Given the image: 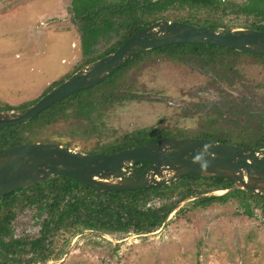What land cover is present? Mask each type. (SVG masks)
<instances>
[{"label":"rangeland","instance_id":"374dc122","mask_svg":"<svg viewBox=\"0 0 264 264\" xmlns=\"http://www.w3.org/2000/svg\"><path fill=\"white\" fill-rule=\"evenodd\" d=\"M75 1L0 0V113L8 107L23 109L84 64L82 31L74 11L80 5L76 7ZM226 1L232 2L235 11L246 2ZM166 17L181 21L174 15ZM229 20L234 21L233 27L255 21L240 13L231 14L225 21ZM117 39L112 35L95 49L103 52ZM234 68L232 77L219 78L195 61L149 55L124 79L123 93H130L133 99L99 108L88 119L69 115L50 127L32 130L35 141L30 143H57L90 154L144 129L162 130L170 138L215 141L208 137L214 129L259 126V119L249 121L235 114H244L239 108H247L254 116L264 112V57L237 56ZM9 129L0 131L1 148L14 143ZM98 153L107 154L104 150ZM210 188L201 184L193 191H214ZM180 195L156 199L151 204L155 208L174 205ZM195 202L185 205L157 236H137L132 231H98L104 236L63 232L50 240L46 263L264 264V214L253 199L243 202L232 197L206 207ZM244 205L249 206L250 213ZM15 212L19 214L12 225L14 237H39L44 217H37L35 209Z\"/></svg>","mask_w":264,"mask_h":264},{"label":"trees","instance_id":"16d2710c","mask_svg":"<svg viewBox=\"0 0 264 264\" xmlns=\"http://www.w3.org/2000/svg\"><path fill=\"white\" fill-rule=\"evenodd\" d=\"M225 1L76 0L74 5L80 6L74 10L75 18L82 31V48L86 60L67 78L53 84L44 95L82 67L114 53L136 32L161 20L172 21L168 20L166 16L174 15L182 23L213 31L246 28L264 32V0H246L245 4L242 7L239 6L236 11L231 6L232 2ZM233 13L252 16L255 21L250 25H243L244 27H233L234 21H225ZM112 35L118 38L113 45L107 47L103 52L95 49L102 41L110 40ZM149 55H163L169 59L184 62L195 61L211 70L219 78L232 77L235 71L234 60L237 56L264 57L202 44H178L138 54L99 85L54 104L26 125L8 128L14 142L11 147L35 141L32 138L37 129L50 127L69 115L88 119L96 114L99 108H108L120 104L124 100L133 99L134 97L130 93H123L124 79L131 68L140 65ZM38 100L22 108L34 105ZM5 110L14 109L8 107ZM70 111L72 113H68ZM242 113L238 112L235 115H241L248 118L249 121L257 118L260 120V125L256 127L245 125L240 130L235 127L220 131L214 129L211 131V136L208 137L219 143L248 147L255 151L264 149V112L255 116ZM32 130L35 131L31 132ZM166 134V132L157 129L139 130L124 136L118 144L100 150L110 154L128 148L150 145L167 137ZM1 149L4 148L0 147ZM100 150L90 154L98 153ZM149 165V163H141L135 165L134 170L142 172ZM187 178L186 182L180 180L177 184L139 191L99 193L73 179L57 176L27 190L23 189L21 190L22 194L14 198V213L16 215L15 211L21 212L26 208L35 209L37 217H44L40 236L36 239L27 237L17 239L13 236L12 225L0 223V264H45L51 252L50 240L63 232L82 233L86 230H93L109 234L130 233L131 231L149 233L161 227L166 217L180 201L198 194L193 191L194 187L206 184L212 190H222L234 186L233 181L224 178L206 179L198 175H191ZM181 191H186V193L180 195ZM175 194L180 195L181 199L174 205L165 204L155 208L151 204L156 199H163ZM232 197H238L243 202L247 198L253 199L264 214V198L242 191L219 198L197 200L194 205L206 207L213 202H224ZM244 207L249 212V206L244 205Z\"/></svg>","mask_w":264,"mask_h":264},{"label":"water","instance_id":"95a60500","mask_svg":"<svg viewBox=\"0 0 264 264\" xmlns=\"http://www.w3.org/2000/svg\"><path fill=\"white\" fill-rule=\"evenodd\" d=\"M178 44L212 45L264 56V32L241 28L213 31L161 20L136 32L114 53L82 67L34 105L1 112L0 131L28 124L54 104L99 85L138 54ZM239 109L244 113H254ZM141 163L150 165L142 172L135 171L133 167ZM191 175L229 179L234 186L184 198L158 230L137 233V236L161 234L170 219L190 202L219 198L238 191L264 198V149L255 151L199 138L165 137L150 145L110 154H87L51 142L26 143L0 150V199L13 191L34 187L57 176L73 179L95 192L119 193L171 185ZM86 234L104 236L92 230L78 235ZM69 254L70 251L67 256Z\"/></svg>","mask_w":264,"mask_h":264},{"label":"flooded vegetation","instance_id":"af4514ba","mask_svg":"<svg viewBox=\"0 0 264 264\" xmlns=\"http://www.w3.org/2000/svg\"><path fill=\"white\" fill-rule=\"evenodd\" d=\"M21 194H22L21 190H18L15 192L13 191L9 194L4 195L0 199V223H7L10 225L14 224V221H15L17 215L19 214V213H16V215H15V213H14V198L15 197L17 198ZM14 215H15V218H14ZM86 231H89V230H86Z\"/></svg>","mask_w":264,"mask_h":264}]
</instances>
